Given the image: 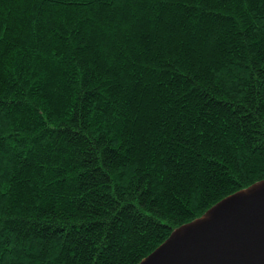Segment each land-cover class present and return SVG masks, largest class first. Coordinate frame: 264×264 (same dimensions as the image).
I'll list each match as a JSON object with an SVG mask.
<instances>
[{
    "label": "trees",
    "instance_id": "obj_1",
    "mask_svg": "<svg viewBox=\"0 0 264 264\" xmlns=\"http://www.w3.org/2000/svg\"><path fill=\"white\" fill-rule=\"evenodd\" d=\"M92 12L83 10L89 19ZM46 13L56 19L59 31L50 28ZM102 14L108 18L107 31L98 23L88 26L82 21L69 31L71 25L62 24L73 17L65 8L0 0V30L11 49L6 52L10 60L0 118L12 142L23 140L27 148L6 155L2 162L10 185L6 204L11 212L5 217L0 264H71L69 246L61 244L63 231L52 217L59 203L46 179L52 165L41 162L39 152L54 149L58 133L59 143L67 139L65 124L73 129L82 126L98 145L97 159L107 165L98 176L97 194L102 192L106 198L95 204L97 212H111L116 201L120 219L114 227L123 229L142 223L133 211L137 205L152 210L138 242L126 247L123 264H138L174 229L201 217L223 198L264 180L261 156L241 158L238 151L220 167L215 166L219 160L212 162L208 171L214 179L208 183L187 190L177 185L173 190L166 177L161 180L166 170L161 159L165 145L157 127L161 117L179 119L197 109L219 120L241 95L259 103L264 96L260 77L264 0H251L247 7L233 0L161 5L151 10L124 6L118 13L105 8ZM62 16L64 21L59 19ZM153 25L165 27L161 31ZM250 27L255 29V46L241 60L238 35ZM147 32L156 39H138ZM165 33L168 39L161 43ZM145 49L150 59L143 55ZM105 53L115 57L117 64L125 60L128 64L107 75L98 70L100 80L85 85L73 68L79 69L81 60H97ZM100 82L105 86L100 94L103 101L85 90H94L92 84ZM54 124L58 127L53 128ZM215 127L210 142L223 147L230 134ZM26 218L29 223L35 218L40 227L25 226L21 221Z\"/></svg>",
    "mask_w": 264,
    "mask_h": 264
},
{
    "label": "snow or ice",
    "instance_id": "obj_2",
    "mask_svg": "<svg viewBox=\"0 0 264 264\" xmlns=\"http://www.w3.org/2000/svg\"><path fill=\"white\" fill-rule=\"evenodd\" d=\"M26 2L49 9L53 7L67 9V13L73 19L67 20L66 24H62V26L71 25L68 28L69 31L74 30L75 25L80 21L88 26L98 23L107 31L110 25L107 24L108 18L102 14L105 8L118 13L124 6L134 8L146 6L151 10L161 5L179 7L182 4L193 2L204 4L207 3V0H26ZM233 2L242 3L247 7L251 0H233ZM84 9L93 10L91 19L83 14ZM151 14L149 11V15ZM45 15L50 28L59 31L56 28V19L47 13ZM59 19L64 21L65 17L62 16ZM253 23L255 22L253 21ZM260 23L264 25V20H261ZM125 27L127 28L128 25L126 24ZM152 27L163 31L165 26L153 25ZM112 31H115V28ZM254 32L255 29L251 27L248 28V31L239 32L237 43L241 60H244L245 53L251 55L250 49L255 46V41L252 39ZM125 39H129V37H125ZM138 39H156V36L147 32ZM167 39L168 35L165 33L161 43L166 42ZM260 39L264 44V27L261 28ZM10 51L8 41L5 40L3 31L0 30V101H2L7 88L6 78L10 56L6 52ZM143 55L146 58H151L148 57L147 49L143 51ZM99 60H103V62L99 63ZM127 64V60L124 64H117L115 57L108 58V54L105 53L104 57L98 55L97 60H81L79 69L73 68V72L78 70L80 77L87 85L91 81L100 80V77L96 75L98 70L107 75L110 71L124 68ZM261 67L264 68V64ZM122 76L123 73H121V78ZM260 77L264 80V71L260 72ZM104 87L103 82L93 83L92 89L94 90H85L88 95H96L103 101L104 96L100 94L104 92ZM236 101L238 103L234 101L229 106L231 110L219 120L216 117L210 118L211 114L201 109L181 114L179 119L169 120L166 117H161L157 127L165 145V155L161 156V159L166 165L165 175L161 177V180H165L166 177L165 183L173 190L177 185L181 189L187 190L208 183L214 179L213 174L208 171L213 166L212 162L219 160L220 163L215 166L220 167L230 162L227 157L235 155L238 151L242 152L241 158L243 155L259 154L261 163L264 164V96L259 98V103L246 101L243 95L237 96ZM163 110L166 114L169 111L166 107ZM215 126L227 129L230 134L231 139L223 147H217L216 144L210 142L212 133L216 132ZM52 127L57 128L58 125L54 124ZM64 127L67 131L63 133V136H66L67 139L63 143H59L61 134L58 133V143L54 149H50L48 152H45L43 148L39 149L41 162L48 161L52 165L47 169L46 179L51 185L54 198L59 201L55 205L57 210L52 213V217H54V223L58 224L63 231L64 239L61 244L69 246L67 250L71 252L73 258L71 264H123L126 247L138 242L141 229L150 223L149 218L153 215L152 210L137 205L133 211L136 212V216L142 223L137 225L134 222L126 225L123 229L114 227L120 219L117 216L120 206H117L116 201L112 202L111 212H97L95 204L106 198L102 192L100 195L97 194L98 176L101 174V169L106 168L107 165L106 163L101 164L97 159L95 152L98 145L89 139L90 134L82 126L73 129L71 125L65 124ZM35 144L36 141H32V145ZM25 145L26 142L23 140L12 142V136L6 130V124L0 118V255L4 252L5 217L11 212V208L6 204L10 185L6 181L7 173L3 169L2 162L6 155L27 151ZM57 154L59 155L57 156ZM21 223H24L25 226L40 227V222L35 218H32L31 223L27 218Z\"/></svg>",
    "mask_w": 264,
    "mask_h": 264
},
{
    "label": "water",
    "instance_id": "obj_3",
    "mask_svg": "<svg viewBox=\"0 0 264 264\" xmlns=\"http://www.w3.org/2000/svg\"><path fill=\"white\" fill-rule=\"evenodd\" d=\"M138 264H264V180L174 229Z\"/></svg>",
    "mask_w": 264,
    "mask_h": 264
}]
</instances>
